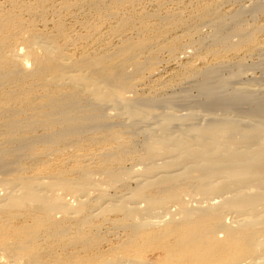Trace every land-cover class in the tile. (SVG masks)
<instances>
[{"label":"bare ground","instance_id":"1","mask_svg":"<svg viewBox=\"0 0 264 264\" xmlns=\"http://www.w3.org/2000/svg\"><path fill=\"white\" fill-rule=\"evenodd\" d=\"M121 1L89 3L96 17L116 22L93 27L91 44L79 51L69 50L76 40L60 22L43 33L12 14L0 17V264H150L133 250L138 241L162 249V264H264V89L226 93L239 76L218 75L227 55L261 52L264 24L242 26L241 11L209 3L156 28L143 16L118 17L112 9ZM191 21L211 27L210 43L221 49L199 57ZM225 28L234 41L216 38ZM178 49L203 62H185L181 74L197 80L199 105L223 117L159 112L178 98L137 88L160 53L171 58ZM242 102L251 106L246 120L232 119ZM113 118L131 129L157 119L141 130L136 168L123 167L133 129H114ZM112 215L129 222L128 237L98 252L90 230ZM219 231L232 236L218 238Z\"/></svg>","mask_w":264,"mask_h":264},{"label":"rangeland","instance_id":"2","mask_svg":"<svg viewBox=\"0 0 264 264\" xmlns=\"http://www.w3.org/2000/svg\"><path fill=\"white\" fill-rule=\"evenodd\" d=\"M92 1L93 0H0V17L5 14H12L21 21L30 23L32 25H30L31 28L34 27V29H36H33L34 31L40 32L41 30V32L43 33H52V28H54L52 27L54 26L53 24H55L56 22H60L63 24L66 33L73 36L74 41L76 40L75 45L71 46L69 50L73 51L75 49L74 47H76L74 51H79L86 47L88 48L91 44L90 40H87L91 39V37L95 33L94 29H92L93 27L96 26L102 29V27H106V25L107 27L109 25L114 26L116 22V20L109 17L108 14H102L99 17H96V15L93 13V10L91 9V4L89 5V3H91ZM32 3H37L39 5V8L36 9L37 11H35V13L23 12L20 14L21 7ZM209 3L213 4V6L215 5L214 7L219 10L225 11L230 9V11L232 10V12L241 11L239 24H241L242 26H260L264 24V0H122L121 3L116 6V8L113 7L114 9H112V11H114V13H116L118 17L135 18L138 16H143L145 17V23L147 22L148 25L158 28L160 26L166 25V22H168V20L166 19L168 17L173 18V20L176 19L175 17L186 19L190 16L195 15L203 6H205V4ZM177 14H179V16H177ZM188 26L190 30H193L194 28L197 29V31L192 35V43L195 45H199V47H197V55H201L199 57L207 58V56L204 54L207 53L206 51L211 46H213V48L215 49H221V47L210 43L212 42L213 38V30L211 29V27L206 25L196 27L193 21L189 22ZM24 30L26 29L24 28ZM158 33L159 32H157V30H152L148 33V36L156 39L158 37ZM132 35L133 34H131V36ZM222 36L226 37L229 41H234L236 39L231 34V30L228 28L221 30L216 35V38L220 39ZM76 37L78 39H75ZM133 38H135V35L132 36V39ZM15 39L14 43L19 44V42ZM256 40L257 42L264 45V32L258 33L256 35ZM183 48V51H191L186 46H184ZM182 49H178L171 58L165 52L160 53L158 55L157 61L155 62V65L153 64L150 67H146L148 69L146 70L145 68L146 71L143 70V73L140 74L141 76H138L137 82H139V77L141 81L139 85L140 87L137 88H153L158 93L157 95L162 99H164V97H167V95L170 96L172 93L174 94H172L173 97L176 96L175 98H178V107L174 106V109L173 107L167 108L166 105L165 107L164 104L161 103L163 104H160L161 107L164 108L162 109L159 106V112L160 110H162L163 113L164 110H167L166 112L181 114L188 111L199 113L200 115H208L209 113V116L214 115L218 118L223 117V112L216 111V113H214V110H212L211 112L214 113L212 115L210 111L208 112V110H206L205 108L203 109V107L199 105L200 102H202L203 97L199 94L198 89H196L198 88L196 87V85L198 86V82L197 80H194L196 83H194V81H187L188 79H186L185 76L182 75L183 73L181 66L183 64H186L187 62H193L192 64L200 67L203 62L201 63L199 62L200 60H197L199 57L185 56L182 53ZM263 50L264 47L261 49V52H244L239 53L236 56L230 54L227 55L225 60H221L222 65H225L226 67L223 66L220 68V70H218L220 71V73L218 72L219 77L227 78L233 74L235 75L236 73V75L239 76V79H236L232 83H229L228 87L225 90L226 93H229L230 89L235 90L241 87H249L248 89L251 90L264 89ZM210 60L211 58L206 59V61ZM237 62H240L239 64L241 65H236L238 64ZM254 87L258 88L255 89ZM168 98L169 97H167L166 99ZM237 108L238 110H240V112L238 111L239 113H237L238 115L235 116V114H232L233 117L231 115L228 117H232V119L234 118L235 120L241 119L240 121H245L246 119L244 118L245 116H243V112L250 110V103L246 104L245 102H242L237 105ZM149 122H146L147 124H141L142 126L139 124V126L137 125L138 127L136 126L134 129L132 128L133 133L130 132L132 133L131 143L125 148L126 156L123 163V167L125 168V170H131L132 168L138 167L136 159H138V156L142 152L141 141L145 137L143 136V133L146 132L147 128L149 130V128L155 127L157 119H150ZM127 124L128 123L124 121L122 122L121 120H118L117 122L116 119H111V125H114V129H131L130 127H127ZM176 126L174 127L175 131L176 129H179L178 127H181L178 125ZM141 130L144 132L142 133ZM91 148L97 149V146H93ZM126 187L132 188L134 187V184L129 183L124 188L118 189L116 193L114 191L115 195L124 193ZM225 217L229 216L225 215ZM113 219L115 220V222H113ZM120 219L121 217L112 215L108 222H101L99 228H96V230H90L92 231L91 234H97V236L99 237L98 240L101 241L98 245L99 247H97L98 249L94 250L105 253L103 251L106 249L108 250L109 248L106 245L117 244L128 237L129 222H119L118 220ZM216 235L221 239L227 236H232L228 232L224 233L221 231L217 232ZM136 245L137 247H133L134 249H132L138 251L140 256L144 258V260L148 261L150 264H162L164 255L162 249L157 248L154 244L151 243L142 244L140 241H138ZM57 249V252H61V249L60 251L59 248Z\"/></svg>","mask_w":264,"mask_h":264}]
</instances>
